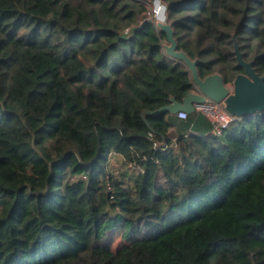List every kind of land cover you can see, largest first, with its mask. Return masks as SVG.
<instances>
[{
	"label": "trees",
	"instance_id": "trees-1",
	"mask_svg": "<svg viewBox=\"0 0 264 264\" xmlns=\"http://www.w3.org/2000/svg\"><path fill=\"white\" fill-rule=\"evenodd\" d=\"M162 2L201 77L244 72L235 37L264 75V0ZM146 12L0 0V264H264V112L145 119L195 89Z\"/></svg>",
	"mask_w": 264,
	"mask_h": 264
},
{
	"label": "water",
	"instance_id": "water-1",
	"mask_svg": "<svg viewBox=\"0 0 264 264\" xmlns=\"http://www.w3.org/2000/svg\"><path fill=\"white\" fill-rule=\"evenodd\" d=\"M155 22L161 30L167 33V43L165 44L167 53L182 60L189 67L193 75L195 89L188 93L181 102L172 97L170 104L156 110H146L143 113L145 119H147V115L165 112L177 115L182 110L188 114H193L196 112L194 104L204 102L207 99L222 102L227 111L237 118L264 112V75L256 69L255 60L248 61L245 59L236 37L234 53L237 66L242 67L244 72L236 75L232 87H230L221 73L217 72L204 78L201 77L198 70V60H193L184 50L179 49L174 26L169 22Z\"/></svg>",
	"mask_w": 264,
	"mask_h": 264
},
{
	"label": "built area",
	"instance_id": "built-area-1",
	"mask_svg": "<svg viewBox=\"0 0 264 264\" xmlns=\"http://www.w3.org/2000/svg\"><path fill=\"white\" fill-rule=\"evenodd\" d=\"M148 5L149 13L150 6L153 5V17L156 21L167 22V6L162 2V0H145ZM128 31V30H126ZM196 112L202 113L206 116L213 125V132L215 134H221L227 129L230 124L237 119L235 115H232L227 111L222 102H218L213 99H207L204 102L195 103ZM189 114L182 110L177 113L179 118H186Z\"/></svg>",
	"mask_w": 264,
	"mask_h": 264
},
{
	"label": "rangeland",
	"instance_id": "rangeland-1",
	"mask_svg": "<svg viewBox=\"0 0 264 264\" xmlns=\"http://www.w3.org/2000/svg\"><path fill=\"white\" fill-rule=\"evenodd\" d=\"M152 6H153V5L150 6V13H149V12H146V13L142 16L143 19H154L155 21L157 20L155 17H153L154 15H153V12H152V11H153V7H152ZM228 85H229L230 87H232V83H228ZM112 165H113L114 169H117L118 167H120V161H119L118 159L114 158V159L112 160ZM126 242H127V239L124 238V236H123V232L120 231V229H116V230L114 231L113 236H112V241H111V246H112V248L115 249V248H117V247L123 245V244L126 243Z\"/></svg>",
	"mask_w": 264,
	"mask_h": 264
},
{
	"label": "crops",
	"instance_id": "crops-1",
	"mask_svg": "<svg viewBox=\"0 0 264 264\" xmlns=\"http://www.w3.org/2000/svg\"><path fill=\"white\" fill-rule=\"evenodd\" d=\"M171 132L173 133V134H175V133H177V131H178V127L175 125V126H172L171 127Z\"/></svg>",
	"mask_w": 264,
	"mask_h": 264
}]
</instances>
